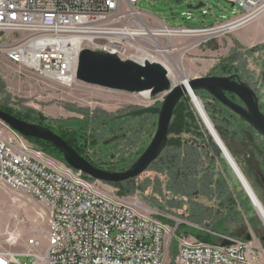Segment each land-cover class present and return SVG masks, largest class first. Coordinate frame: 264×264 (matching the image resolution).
<instances>
[{
  "label": "built area",
  "instance_id": "built-area-1",
  "mask_svg": "<svg viewBox=\"0 0 264 264\" xmlns=\"http://www.w3.org/2000/svg\"><path fill=\"white\" fill-rule=\"evenodd\" d=\"M138 1L0 0V52L20 70L70 86L76 80L83 48L121 59L129 55L142 63V53L134 43L145 53H156V46L170 52L177 47H169L158 37L168 42L175 37H194L197 45L205 44L264 14V0H225L237 5L241 13L210 26L162 23L153 43L148 36L128 35L130 22L122 23L128 14L144 22L143 13L135 9ZM0 181L43 203L48 211L45 247L41 250L40 241L29 238L23 252L0 250V264H20L19 254L34 256L33 264H166L173 239V264H264V248L252 236L246 241L207 229L215 236L209 242L178 232L185 219L149 209L136 195H120L98 186L99 181L84 178L1 119ZM226 239L230 243L222 244Z\"/></svg>",
  "mask_w": 264,
  "mask_h": 264
},
{
  "label": "rangeland",
  "instance_id": "rangeland-1",
  "mask_svg": "<svg viewBox=\"0 0 264 264\" xmlns=\"http://www.w3.org/2000/svg\"><path fill=\"white\" fill-rule=\"evenodd\" d=\"M198 2L204 5L198 9L187 8L188 5L195 6ZM135 9L143 13V23L149 29L160 27L162 23L171 27L210 26L232 19L242 11L237 5L231 6L225 0H139ZM188 14L190 18H187ZM127 21L130 22L131 29L141 27L129 14L122 23ZM259 34H264V15L249 24L220 34L205 44L197 45L194 37H175L171 42L160 37L158 39L164 44L169 43V47L170 45L177 47V50L169 52L167 58L174 63L179 61L187 79L221 75L229 70L233 72L235 67L241 64L251 72L249 76L264 109V47L250 50L259 45L264 46V36L255 38ZM139 41L143 39L140 38ZM151 54L170 66V60H166L167 58L159 52ZM126 56L124 59L133 60L129 55ZM169 80L174 84L171 77ZM163 98L164 93L150 97L148 91L129 93L88 85L78 80L70 86H64L55 80L20 70L10 64L0 52V104L14 112L24 111L33 117H42L56 129L75 130L78 135L91 136L96 139L94 140L96 145L91 147L88 144L87 154L96 162H102L105 167L120 168L130 165L147 147L156 129V115H151L146 121L140 119L142 116L136 118L118 116L139 107L160 106ZM197 98L211 122L214 116L220 121L223 129L221 133L219 132V137L264 207V188L256 181L251 169L253 163L260 168V158H264V140L226 109L223 110V118L217 117L218 111L212 110L214 102L203 91ZM137 128L142 129L139 134ZM78 143L80 145L83 143L82 137H78ZM213 166L214 172L222 177L226 185V193L233 198L234 204L229 207L231 212L237 213L234 220L228 219L223 222L222 232L233 238H241L249 232L254 241L264 248L262 241L264 223L243 192L234 173L224 158L223 161L216 158ZM167 180L166 175L148 168L135 178L137 188L132 195L139 197L147 208L157 212L158 209L151 204L153 199L158 204L165 206L169 204L171 207H167L168 211L163 213L185 220L190 214L189 205L193 201L208 206L218 214L228 212L225 194L223 197L213 195L211 198L194 195L188 199L168 192ZM145 182H149V185L140 191V186ZM96 184L106 190L121 191L111 184L103 182ZM157 185L161 194L153 193ZM47 219L48 211L43 203L28 194L9 188L0 181V250L23 252L26 249V240L33 237L40 241L42 250L46 245L44 233L47 229ZM204 222L208 223L207 220ZM182 225H186L192 235L209 233L207 229L190 225L187 221ZM220 227L218 224L215 228L220 231ZM209 234L214 236V233ZM175 249L176 240L173 239L166 264H173ZM16 258L20 264H33L35 260L34 256L23 254L16 255Z\"/></svg>",
  "mask_w": 264,
  "mask_h": 264
},
{
  "label": "water",
  "instance_id": "water-1",
  "mask_svg": "<svg viewBox=\"0 0 264 264\" xmlns=\"http://www.w3.org/2000/svg\"><path fill=\"white\" fill-rule=\"evenodd\" d=\"M203 5L202 2H198L195 6L188 5L187 8L198 9ZM75 79L88 85L110 90L129 93L148 91L150 97L164 93L160 106L139 107L118 116V118H136L143 115L157 116L156 129L149 144L124 170L115 171L91 164L51 129L40 124L21 120L1 108L0 119L25 138H35L51 144L61 154L64 163L83 175L95 181L114 184L136 178L159 157L167 143L168 126L172 119L173 111L183 97H188L202 125L219 149L258 214L259 211L256 209L253 198L244 183L248 182L216 132L210 118L205 111L202 110L203 113H201L197 109L195 102L197 101L195 91L207 92L223 106L242 118L264 139V114L259 109L254 91L247 84L232 80V76H198L186 79L187 87L184 84L174 85L168 78L166 68L158 61L145 59L140 63L129 58L121 59L116 54L89 48H83L79 52ZM225 93H230L237 97L244 106L242 107L238 103L231 101ZM228 156L232 158L231 161ZM243 238L249 241L252 237L249 232H246ZM262 241H264V237ZM228 243L230 241L227 239L222 242V244Z\"/></svg>",
  "mask_w": 264,
  "mask_h": 264
},
{
  "label": "trees",
  "instance_id": "trees-1",
  "mask_svg": "<svg viewBox=\"0 0 264 264\" xmlns=\"http://www.w3.org/2000/svg\"><path fill=\"white\" fill-rule=\"evenodd\" d=\"M263 47V45H259L255 48H251L250 50L254 51ZM201 92L202 91H195V95L199 96ZM0 108L21 120L40 124L51 129L53 132L61 136L81 156L97 167L121 171L129 166L120 168H115V166L105 167L102 162H96L91 159L87 154L88 150H86L88 144L91 145V147L96 145L94 142L96 139H93L91 136H85L84 134L78 135L75 130H66L61 128L56 129L52 127L51 124L47 123L42 117H33L28 112L24 111L14 112L12 109L4 106L3 104H0ZM212 110L218 111L217 113L219 115L217 114V117H224V108H222L217 101H214ZM150 117L151 115H143L140 119L146 121ZM212 120V122L215 123L213 125L218 134L219 132L221 133L223 126L220 125V121L216 120V116H214ZM141 130L142 129L137 128L138 134ZM78 137H82L83 139V143L81 145L78 143ZM26 139L48 155L64 162L58 150L48 142L29 137H26ZM216 158L223 161L219 149L205 131L204 126L197 116L189 98L183 97L177 103L173 111L172 119L168 126V139L166 146L159 157L149 166V169L155 171L156 173L166 175L168 179L166 189L168 192L185 196L188 199L194 195H202L211 198L213 195L223 197L225 194V200L227 201L226 207H228V212L225 214L213 212L208 206H204L200 202L193 201L189 205L190 214L186 216V221L191 224L209 229L215 233H223V222L228 219L234 220L237 213L231 212L229 207L234 204L233 198L230 194L226 193V185L222 177L214 172L213 165ZM106 163L110 164V162ZM214 176H217L216 179L213 178ZM83 177L92 181L91 178L85 175H83ZM111 185L121 189V191L118 192L120 195H131L137 188L135 178ZM148 185L149 182H145V184L140 186V191L144 190ZM154 189L153 193L161 194V190L158 185ZM151 204L162 213L168 211L167 207H171L169 204L167 206L158 204V202L154 199ZM160 219L167 221L168 223H173L172 221L162 217H160ZM205 220H207L209 224L205 223ZM218 224L221 225L220 231H217L215 228ZM178 232L192 234L188 227L186 225L183 226L182 224L178 227ZM194 236L209 242H213L215 240V237L209 233H196Z\"/></svg>",
  "mask_w": 264,
  "mask_h": 264
},
{
  "label": "bare ground",
  "instance_id": "bare-ground-1",
  "mask_svg": "<svg viewBox=\"0 0 264 264\" xmlns=\"http://www.w3.org/2000/svg\"><path fill=\"white\" fill-rule=\"evenodd\" d=\"M138 24L141 26L139 29H128V35L130 36H133V37H144V36H148L151 38V40L153 41V43H156L155 42V37L159 34V27H155L153 28L152 30H148L146 29L144 26H143V23L136 19ZM264 36V34H259V35H256L255 38L257 37H262ZM254 38V37H253ZM134 48L138 51H141L142 55L140 56L141 60H145V59H148L150 61H158L160 63H162L164 65V67L166 68L167 70V74H168V78H172L173 80V83L174 85H178V84H184L185 87H187V78L186 76L184 75L182 69H181V66H180V63L179 61H177L176 63L172 62L169 58H167V54H168V50H165V49H161V46H156V50L157 52H159L161 55H163L165 58H167L166 60H170L169 63H170V66H168L165 62H162L158 59H156L154 57V55H151L149 53H145L143 51V49H141V47L139 46L138 43H134L133 44ZM174 50V48H173ZM135 58H138V57H135ZM196 102V106H197V109L203 113V111H205L203 105L201 104V102L199 101V99L197 98V101ZM203 110V111H202ZM229 157V160L231 161L232 160V156H228ZM240 175V174H239ZM242 178V177H241ZM246 187L250 193V195L252 196L253 198V201L256 205V209L259 211L258 212V215L260 217V219L263 221L264 223V207L262 205V203L259 201V199L257 198L256 194L254 193V191L252 190V188L250 187L249 183H246Z\"/></svg>",
  "mask_w": 264,
  "mask_h": 264
},
{
  "label": "flooded vegetation",
  "instance_id": "flooded-vegetation-1",
  "mask_svg": "<svg viewBox=\"0 0 264 264\" xmlns=\"http://www.w3.org/2000/svg\"><path fill=\"white\" fill-rule=\"evenodd\" d=\"M251 75V72H249L247 70V68H243V66L240 64L238 67H235V70L232 72L231 70H229L227 73H224V74H221V75H208V76H232V80H236V81H239V82H244L245 84H247L255 93L256 97H257V100H258V106H259V109L261 111V113L264 114V109L262 108V106L260 105V101H259V98H258V94L253 86V82L251 80V77L249 76ZM205 94L209 95L207 92L203 91ZM225 95L233 102L235 103H238L239 105H241L242 107L244 106L243 103L241 101H239V99L233 95H231L230 93H225ZM211 100L214 102V101H217L215 98H213L211 95H209ZM218 102V101H217ZM219 103V102H218ZM219 105L226 109L228 112H231L233 113L230 109H228L227 107L223 106L221 103H219ZM220 110V108H219ZM235 114V113H233ZM236 115V114H235ZM242 122H244L248 127L250 128L253 132L256 133V135L260 136L255 130H253L252 127H250L242 118H240L238 115H236ZM261 137V136H260ZM262 138V137H261ZM263 139V138H262ZM264 140V139H263ZM256 151H258L256 149ZM249 154H248V158H249ZM261 162L259 163V166L260 168H258V166L256 165V163H253L252 164V170H253V173H254V177L256 179V181L258 183H260L263 188H264V158H260Z\"/></svg>",
  "mask_w": 264,
  "mask_h": 264
},
{
  "label": "crops",
  "instance_id": "crops-1",
  "mask_svg": "<svg viewBox=\"0 0 264 264\" xmlns=\"http://www.w3.org/2000/svg\"><path fill=\"white\" fill-rule=\"evenodd\" d=\"M263 15H264V14H263ZM263 15H261V16H263ZM261 16H260V17H261ZM257 19H258V18H257ZM222 234H224V233H222ZM224 235H226V234H224ZM226 236H228V235H226ZM243 237H244V236H243Z\"/></svg>",
  "mask_w": 264,
  "mask_h": 264
}]
</instances>
